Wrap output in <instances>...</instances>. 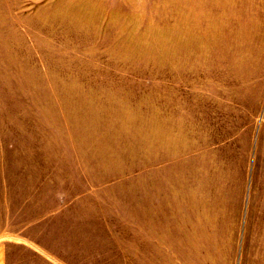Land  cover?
I'll list each match as a JSON object with an SVG mask.
<instances>
[{
    "label": "rangeland",
    "instance_id": "obj_1",
    "mask_svg": "<svg viewBox=\"0 0 264 264\" xmlns=\"http://www.w3.org/2000/svg\"><path fill=\"white\" fill-rule=\"evenodd\" d=\"M0 264H264V0H0Z\"/></svg>",
    "mask_w": 264,
    "mask_h": 264
},
{
    "label": "crops",
    "instance_id": "obj_2",
    "mask_svg": "<svg viewBox=\"0 0 264 264\" xmlns=\"http://www.w3.org/2000/svg\"><path fill=\"white\" fill-rule=\"evenodd\" d=\"M242 208V207H241ZM248 214V213H247ZM246 222H247V219H246Z\"/></svg>",
    "mask_w": 264,
    "mask_h": 264
}]
</instances>
